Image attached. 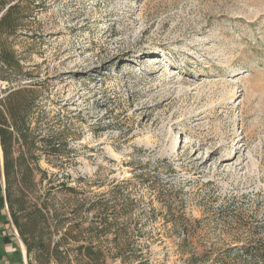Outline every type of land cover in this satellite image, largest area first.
Here are the masks:
<instances>
[{"label":"rangeland","instance_id":"rangeland-1","mask_svg":"<svg viewBox=\"0 0 264 264\" xmlns=\"http://www.w3.org/2000/svg\"><path fill=\"white\" fill-rule=\"evenodd\" d=\"M33 2L15 33L22 76L0 91L29 87L37 140H65L37 187L55 186L56 207L60 183L75 187L67 246L95 239L125 264L119 237L144 264H239L228 249L264 242V0ZM97 198L104 233L75 211Z\"/></svg>","mask_w":264,"mask_h":264},{"label":"trees","instance_id":"trees-1","mask_svg":"<svg viewBox=\"0 0 264 264\" xmlns=\"http://www.w3.org/2000/svg\"><path fill=\"white\" fill-rule=\"evenodd\" d=\"M32 5H35L33 0H0V80L12 82V72L22 76V56L15 48L19 42L15 33L25 26L27 17L32 12ZM0 92V209L7 205L10 219L26 249L27 263L31 264V257H34L42 264L50 261L57 264H113L115 259L107 262L104 248L95 239L88 238L71 248L67 246L68 237L75 239L72 230L77 227V224H73L75 217L71 207L72 196L77 193L75 187L66 182L60 183L69 196L59 207L53 202L55 186H49L44 194H39L37 187L47 174L39 165L42 154L47 156V162L51 166H58L50 156L64 152L65 140L61 135L50 133L37 140L38 126L31 125L33 96L28 95L32 92L29 87L18 84ZM80 178L84 184L91 186L90 179L85 176ZM127 181L113 179L111 183L117 187ZM106 203V200L97 198L86 205L87 201L84 199L77 203L75 211L93 210L100 219L99 227L94 230L104 233L112 224V220L103 217L101 213L103 207L107 206ZM183 219L190 221L185 214ZM87 230L91 231L92 227L87 226ZM55 235H58L57 239H54ZM110 247L115 249L122 263H145L140 258L132 260L138 257L137 252L132 251L131 246L119 237L113 238ZM196 253L191 252L188 257L191 262L196 260ZM226 253L227 256H234L239 264H264V242L233 247ZM203 255L205 253L200 259L208 258Z\"/></svg>","mask_w":264,"mask_h":264},{"label":"crops","instance_id":"crops-1","mask_svg":"<svg viewBox=\"0 0 264 264\" xmlns=\"http://www.w3.org/2000/svg\"><path fill=\"white\" fill-rule=\"evenodd\" d=\"M26 249L5 207L0 209V264H24Z\"/></svg>","mask_w":264,"mask_h":264},{"label":"water","instance_id":"water-1","mask_svg":"<svg viewBox=\"0 0 264 264\" xmlns=\"http://www.w3.org/2000/svg\"><path fill=\"white\" fill-rule=\"evenodd\" d=\"M0 158H1V160H2V157H1V149H0Z\"/></svg>","mask_w":264,"mask_h":264},{"label":"built area","instance_id":"built-area-1","mask_svg":"<svg viewBox=\"0 0 264 264\" xmlns=\"http://www.w3.org/2000/svg\"><path fill=\"white\" fill-rule=\"evenodd\" d=\"M4 206H5V209H7V205L5 204Z\"/></svg>","mask_w":264,"mask_h":264}]
</instances>
